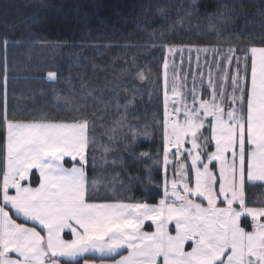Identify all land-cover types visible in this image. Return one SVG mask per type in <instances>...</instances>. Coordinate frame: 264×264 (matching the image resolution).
<instances>
[{
    "label": "snow or ice",
    "instance_id": "6c2138e0",
    "mask_svg": "<svg viewBox=\"0 0 264 264\" xmlns=\"http://www.w3.org/2000/svg\"><path fill=\"white\" fill-rule=\"evenodd\" d=\"M228 17V12L219 14L221 20ZM150 38L151 47L165 50L163 120L154 123L161 133L166 172L173 163L172 177L165 176L163 198L156 204L134 195L101 200L93 194L99 178L88 177L89 168L95 171L109 161L121 162L108 155L114 151L112 144L94 134L96 120H103L101 104L105 110L123 108L121 119L103 135L112 142L118 135L130 140L124 150L136 157L131 149L140 133L128 117L138 91L126 95L123 105L117 94L116 104L111 105L105 101V92H128L120 78L99 93L81 81L79 102L74 91L63 96L53 93L54 102L63 100L74 113L72 119H17L9 114V42L3 41L0 264H264V199L248 197L250 187L264 189V42L257 45L245 37L248 43L230 44L227 55L212 49L218 71L214 77L206 56L207 89L201 80L198 92L195 76L203 77L199 63L197 72L183 73L179 84L173 68L174 82L169 87L170 58L174 64L179 52L183 63L184 47L189 53L193 48L157 45L155 30ZM159 39H165L162 32ZM195 50L197 61L201 52L210 51ZM225 61L227 65L235 61V70L221 71ZM131 65L123 71L141 82L148 79L136 67L135 57ZM189 75L193 77L190 93L184 90ZM47 80L55 83L59 74L49 71ZM66 83L72 85L70 77ZM89 106L96 110L89 113ZM117 129L122 131L117 134ZM139 157H150V153L141 152ZM142 179L151 183L149 171L143 177H128L135 183ZM116 182L114 177L112 183ZM119 183L113 192L131 191L130 183ZM147 221L154 231L145 230Z\"/></svg>",
    "mask_w": 264,
    "mask_h": 264
},
{
    "label": "trees",
    "instance_id": "16d2710c",
    "mask_svg": "<svg viewBox=\"0 0 264 264\" xmlns=\"http://www.w3.org/2000/svg\"><path fill=\"white\" fill-rule=\"evenodd\" d=\"M224 12H228L229 17L221 20L219 14ZM153 30L157 45L211 48L227 55L230 44H247L245 37H251L257 45L264 42V0H0V94L3 41L7 39L10 115L22 120L72 119L74 113L64 106L63 100L54 102L53 93L63 96L74 91L75 100L79 102L81 81L89 85V90L99 93L101 89L110 88L115 78H120L128 92H105V101H110L111 105L116 104L117 94L123 105L126 95L138 91L128 117L129 123L140 133L131 149L136 157L124 150V144L131 143L130 140L125 141L118 135L112 142L103 135L115 120L121 119L123 108L117 112L114 106L105 110L104 104L99 105L103 120H96L94 134L105 144L111 143L114 151L108 155L121 161L116 164L109 161L95 171L88 169L89 180L99 178L98 191L94 189L93 194L101 200L134 195L136 199L146 198L156 204L163 196L165 176L170 179L173 174V163L167 166V172L163 168L162 138L154 123L156 119L163 120L165 50L150 46ZM161 32L165 37L162 41ZM238 35L240 40L236 39ZM215 55L213 51L209 64L217 73V66L212 63ZM133 57L136 67L148 76L147 80L141 82L135 75L123 71L125 67H132ZM177 58L178 55L176 61ZM224 64L221 71L235 70V61L232 65H227L226 61ZM180 68L182 74L189 70L193 73L194 65L183 59ZM203 70H206L205 65ZM49 71L59 74L57 82L47 80ZM69 77L71 86L66 83ZM95 110L91 106L87 109L89 113ZM120 131L117 129V134ZM123 131L127 133V129ZM141 152L150 153V157H139ZM67 161V166H71L73 162ZM146 171L151 183L147 179L139 183L128 180L129 176L143 177ZM114 177L118 182L112 183ZM119 181L125 185L130 183L131 191L113 192V188H120ZM248 197L250 201L264 199V189L250 187Z\"/></svg>",
    "mask_w": 264,
    "mask_h": 264
},
{
    "label": "rangeland",
    "instance_id": "374dc122",
    "mask_svg": "<svg viewBox=\"0 0 264 264\" xmlns=\"http://www.w3.org/2000/svg\"><path fill=\"white\" fill-rule=\"evenodd\" d=\"M195 49L196 48H193V51L191 53H189L188 49H184V51H183V59H185V60H187V62H189V55L191 56V61L190 62L193 63V65H194L193 73H196V71H197V63H199V65H200V70L203 73V77H201V75H199V74H197L195 76V81H196V85L195 86H196L197 91L199 92L200 89H201V80L203 82V88L207 89L208 73L210 71V68H209V64H205V57L207 56V59H208V61L210 63V61H211L210 58H211V54L213 53V51H212L211 48H208L210 51L207 54L201 52L199 54V57H200L199 61H197V52H196ZM177 55L179 56V59L177 58V61H176V56H175L174 64L172 62V58H170V60H169V87H171L172 83L174 82V79H173V68L175 69V72L178 74L176 82L179 84V82L184 79V76L181 73V68H180V65H182L181 59H180V53L178 52ZM204 65H205V69H206L205 71L203 70ZM211 71H212L213 76L215 77L216 68H214V70L211 69ZM225 71H227V70H225ZM163 72H164V69H163ZM192 88H193V77L191 76L190 79L189 78L187 79L186 86H185L184 90L190 93ZM189 101H190V96H189ZM190 147H191V145H190ZM173 151H175V150L173 149ZM163 168L165 169L164 164H163Z\"/></svg>",
    "mask_w": 264,
    "mask_h": 264
},
{
    "label": "crops",
    "instance_id": "0c3cea01",
    "mask_svg": "<svg viewBox=\"0 0 264 264\" xmlns=\"http://www.w3.org/2000/svg\"><path fill=\"white\" fill-rule=\"evenodd\" d=\"M188 147H190V145H188ZM66 160H70L69 158H65ZM71 161V160H70ZM163 198V196H162ZM169 228L172 230V233L174 234V224H170L169 225ZM145 230H150V231H154V226L151 225V221H147L146 224H145ZM247 230H250V227L247 229ZM187 247V245H186ZM97 264H99V262H97Z\"/></svg>",
    "mask_w": 264,
    "mask_h": 264
}]
</instances>
